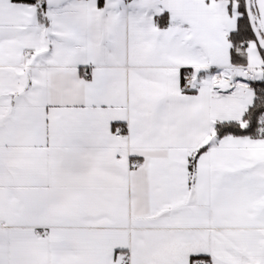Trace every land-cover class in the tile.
<instances>
[{
    "label": "snow or ice",
    "instance_id": "snow-or-ice-1",
    "mask_svg": "<svg viewBox=\"0 0 264 264\" xmlns=\"http://www.w3.org/2000/svg\"><path fill=\"white\" fill-rule=\"evenodd\" d=\"M0 264H264V0H0Z\"/></svg>",
    "mask_w": 264,
    "mask_h": 264
}]
</instances>
